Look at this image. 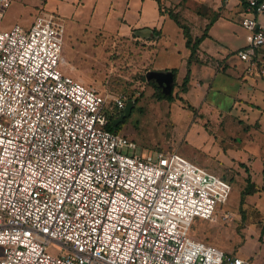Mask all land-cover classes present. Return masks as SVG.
Segmentation results:
<instances>
[{"label":"built area","instance_id":"2783aa9c","mask_svg":"<svg viewBox=\"0 0 264 264\" xmlns=\"http://www.w3.org/2000/svg\"><path fill=\"white\" fill-rule=\"evenodd\" d=\"M245 2L239 57L253 63L264 2ZM11 5L0 0V264H254L191 238L197 219L230 218L218 205L231 182L108 130L129 100L61 71L60 15L2 29Z\"/></svg>","mask_w":264,"mask_h":264},{"label":"crops","instance_id":"0c3cea01","mask_svg":"<svg viewBox=\"0 0 264 264\" xmlns=\"http://www.w3.org/2000/svg\"><path fill=\"white\" fill-rule=\"evenodd\" d=\"M29 1L12 0L10 8ZM86 1L45 0V10L34 2L29 16L22 19L23 26L9 22L8 27L30 28L40 12L79 15L83 9L77 11V6ZM88 1L92 8L85 21L94 22L105 37L132 40L140 48L146 74L176 70L177 98L170 105L176 115L173 126L182 122L181 127H187L181 145L188 153L183 154L230 182L242 181L238 207L250 179L259 192L247 196L245 204L260 212L259 204L264 203V47L253 63L239 57L249 36L242 25L243 1L161 0V6L157 0ZM171 13L189 28L194 41L207 34L190 64L192 51ZM259 21L264 25V17Z\"/></svg>","mask_w":264,"mask_h":264},{"label":"rangeland","instance_id":"374dc122","mask_svg":"<svg viewBox=\"0 0 264 264\" xmlns=\"http://www.w3.org/2000/svg\"><path fill=\"white\" fill-rule=\"evenodd\" d=\"M44 1L14 3L4 14L6 19L2 29H9V22L23 26L22 19L29 16L34 2L38 3L37 8L45 10ZM77 7V11L83 9L81 14L73 12L72 16L62 15L66 32L61 71L102 95L126 97L135 102L132 114L123 123L120 134L134 140L140 153L147 154L161 148L174 150L191 160L183 154L188 153V148L181 145V137L187 127H181L182 122L173 126L176 115L172 113L170 102L158 101L156 89L146 80L140 48L132 40L105 37L94 22L85 21L89 18L92 2L87 0ZM17 12L21 13L19 17ZM225 179L230 181L229 178ZM241 186L242 181L239 179L231 181L228 202L218 205V209L222 207L230 214V218L218 215L214 221L197 219L191 229V238L254 264H264V203L259 204L260 212L252 205L238 207ZM261 200L264 201V198ZM57 251V247H49L53 255Z\"/></svg>","mask_w":264,"mask_h":264},{"label":"trees","instance_id":"16d2710c","mask_svg":"<svg viewBox=\"0 0 264 264\" xmlns=\"http://www.w3.org/2000/svg\"><path fill=\"white\" fill-rule=\"evenodd\" d=\"M159 2V5H162V1L161 0H157ZM243 4L245 5L246 2L245 0H242ZM261 2H264V0H260ZM161 13H162V8H161ZM171 17L176 21V23L184 30L185 36L187 38V46L191 49L192 51V55H191V59L189 61V64L195 59L194 58V54L196 53L197 49L199 48L202 39L207 36V34H205L202 38H198L195 41L193 40L191 34H190V30L189 28L184 25L182 23V21L180 20L179 16L176 14L171 13ZM174 73L176 74V70H174ZM157 91V99L158 101H167V102H174L175 99L177 97L174 96V90L173 93L171 95H165L162 90L160 88H158L154 83H150ZM187 85H188V78L185 80L184 84H183V92L187 90ZM123 113V111H118L117 109H114L112 114L109 117V124L107 126V129L114 132V133H120L121 131V127L123 126V123H121L118 126H115L114 122L115 120H117L121 114ZM126 136V135H125ZM129 138V137H128ZM134 141V140H133ZM158 150H163V149H158ZM247 186L244 189V191L242 192V199H241V206L245 205V198L249 195H253L257 192H259V190L256 188V186L251 182L250 179L246 180Z\"/></svg>","mask_w":264,"mask_h":264},{"label":"water","instance_id":"95a60500","mask_svg":"<svg viewBox=\"0 0 264 264\" xmlns=\"http://www.w3.org/2000/svg\"><path fill=\"white\" fill-rule=\"evenodd\" d=\"M146 80L150 83H154L162 90L165 95H171L175 86V75L173 72H157L150 71L146 74ZM135 107L134 101H128L126 107L121 116L115 120V126L124 123L127 118L132 114L133 108Z\"/></svg>","mask_w":264,"mask_h":264}]
</instances>
